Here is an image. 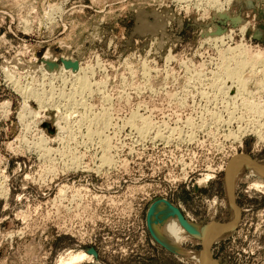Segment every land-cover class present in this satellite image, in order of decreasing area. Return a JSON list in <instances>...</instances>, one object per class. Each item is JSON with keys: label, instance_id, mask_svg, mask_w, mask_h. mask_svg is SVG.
<instances>
[{"label": "rangeland", "instance_id": "obj_1", "mask_svg": "<svg viewBox=\"0 0 264 264\" xmlns=\"http://www.w3.org/2000/svg\"><path fill=\"white\" fill-rule=\"evenodd\" d=\"M240 156L264 163V0H0V264H199L154 236L161 202L234 217L210 256L264 264Z\"/></svg>", "mask_w": 264, "mask_h": 264}, {"label": "bare ground", "instance_id": "obj_2", "mask_svg": "<svg viewBox=\"0 0 264 264\" xmlns=\"http://www.w3.org/2000/svg\"><path fill=\"white\" fill-rule=\"evenodd\" d=\"M46 60H47L46 64H49L50 60L48 58H46ZM246 65H247V63H246ZM228 71H227L228 74L226 73L227 74L226 76H228V77L238 74V71H236V70H231L229 72ZM79 80H81V79H79ZM80 84L82 87H84V89H85L86 85H88L87 80H81ZM86 88H88V87H86ZM79 89H80V87H79ZM245 92H246V90H245ZM244 169L249 171L251 173V175H254V176L261 178V179L264 178V163L252 162V160H250L248 156H240L239 158L235 159V161L232 163L231 168H230V173H229L230 179L232 180L234 187H235V184L237 183V181H239L240 174ZM258 185H259V183H257V186ZM225 186H226L228 195L230 197V200L232 201V198H234V195L232 194L231 189L228 186V168H227V173H226ZM232 204L235 207V210L237 211V216H236V221H237L240 213H239L236 205L233 203V201H232ZM235 224H236L235 219L233 217L231 225H228V226L227 225L226 226H219V225L216 226L215 224H212L210 226L203 227L199 224L196 225L193 223H189L188 221H187V226H184L182 224V222L180 221L178 215L171 208V205H168L166 202L159 203L154 208L153 214L151 215V218H150V227H151V230H152L154 236L156 237V239H158V240L161 239V241L164 243L170 242L169 244L171 246H173L174 248L179 247L181 245L182 240L184 238H188L189 236H193L194 238H196V240H200L202 242V247H203L201 252L189 253L190 254L189 256L186 255L185 253L181 255L184 258H186L188 256L194 260H197L199 262V264H218V262H216L210 256L211 254L209 252L208 245H211L212 243H214L213 241H218L219 240L218 235H224L228 232H231V230L234 228ZM177 250H180V248ZM78 258L79 257H77L76 259H78ZM79 259H81V258H79ZM73 262H74V260H69L64 264H71Z\"/></svg>", "mask_w": 264, "mask_h": 264}, {"label": "water", "instance_id": "obj_3", "mask_svg": "<svg viewBox=\"0 0 264 264\" xmlns=\"http://www.w3.org/2000/svg\"><path fill=\"white\" fill-rule=\"evenodd\" d=\"M196 188V187H195ZM171 208L175 211V213L178 215L180 221L182 222V224L184 226H187V221L185 219V217L183 216L182 212L180 211V209L174 205H171Z\"/></svg>", "mask_w": 264, "mask_h": 264}]
</instances>
